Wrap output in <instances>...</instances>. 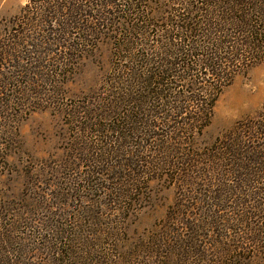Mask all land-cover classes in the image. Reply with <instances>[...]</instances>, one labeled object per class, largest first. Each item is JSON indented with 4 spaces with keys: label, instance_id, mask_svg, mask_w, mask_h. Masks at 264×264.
Masks as SVG:
<instances>
[{
    "label": "rangeland",
    "instance_id": "374dc122",
    "mask_svg": "<svg viewBox=\"0 0 264 264\" xmlns=\"http://www.w3.org/2000/svg\"><path fill=\"white\" fill-rule=\"evenodd\" d=\"M29 1L0 0V82H4L0 88L2 263H226L224 257L220 259L226 250L221 251L223 246L217 242L219 233L228 244L231 231L226 220L237 207L239 189L248 188L244 183L259 185L258 180L251 181L256 176L248 174L253 170L244 168L240 158L254 154L256 159L264 154L263 135L258 133V123L264 121L259 116L264 105V21H259L264 0H238L246 1L249 10H243L253 19L258 16L257 36L236 28L230 16L247 15L241 10H223L225 19L211 10L208 21L220 28L213 25V33L202 27L196 32L198 43L219 50L225 83L210 114L204 117L207 124L191 130L185 125L174 129L131 125L130 106H120L111 95L124 86V65L131 66L133 60L117 58L114 53L117 47L130 48L136 59L132 66L153 71L162 64L152 62L162 55L165 30L181 31L183 25V31H188L185 25L199 27L207 22L199 16L203 11L193 10L203 0H144L138 11L144 10V19L157 27L137 34L132 31L138 22L136 15H108L109 20L99 28L104 35L95 41L96 46L64 64L61 57L65 50L60 47L28 46L19 50L22 53L5 52L2 41L17 34L14 29L23 30L15 25L25 22L22 12ZM256 5L260 6L258 12ZM88 22L94 24L96 19L89 17ZM30 32L28 38L34 35ZM247 36L258 37L256 48L246 41L241 43L240 39ZM223 37L228 42L222 45ZM31 49L42 51L44 60L40 65L29 60L20 69L18 56ZM206 52V47L199 51ZM146 56L151 64L142 62ZM202 68L196 66L189 79L179 72L173 80L176 84L163 88L170 86L173 93L180 91L183 96L198 93L195 86L215 85L219 77ZM210 94L215 95L204 90L199 106ZM142 117L146 122L152 120L150 115ZM116 124L134 127V134L143 140L130 137L120 146L122 140L111 130ZM166 132L171 137H162ZM148 133L157 134V139ZM231 137L241 140L234 161L222 155L233 149L226 148ZM262 196L260 192L256 199L261 201ZM221 197L228 200L217 201ZM250 264H264V258L256 256Z\"/></svg>",
    "mask_w": 264,
    "mask_h": 264
},
{
    "label": "trees",
    "instance_id": "16d2710c",
    "mask_svg": "<svg viewBox=\"0 0 264 264\" xmlns=\"http://www.w3.org/2000/svg\"><path fill=\"white\" fill-rule=\"evenodd\" d=\"M143 1L144 0H30L29 3L24 6L22 12L24 14L22 18H25V22L23 20V24L19 22L15 25L16 27L20 26L19 28L23 30L14 29L17 34H12V38L4 39L2 41L3 47L5 48V52H8L7 54L15 50L18 52H21L19 50L23 49L27 50L26 48H28V46L38 48L53 46L55 50L60 47L63 51L65 50L63 53V56L64 54L65 56L61 57L63 64L65 62H73L77 58H80L86 49L96 46L95 41L104 35L99 28L103 27L105 19L109 20L108 15H114L116 12L136 15V21L138 22L135 23V27L132 30L133 33L136 34L142 33L149 27L151 29L157 27L156 24L150 22V19H144V10L138 11V8L142 6ZM206 6L207 8H205ZM243 8H247L249 10V5H247L246 1L203 0V2L200 5H196L193 10L196 12L198 11L199 13L200 11H203L204 14H200L199 16L205 18L207 22L200 23L199 27L185 25V27L190 28L188 31L186 29L183 31V25L180 27L181 31L177 30L173 32L169 29L165 30V36L162 40L163 46L161 47L163 50L162 55L157 61L152 62L154 64H162H159V66L153 71H142L137 68V64L132 66L134 60H136L133 59L134 56L132 49H121V47H117V52L114 53L115 57L120 59L122 57L129 60L131 59L133 62L131 63V66L124 65V69L127 68V78L125 79V84L123 81L124 86L119 88L118 91H114L111 96L112 98L115 97V99H117L116 103H119L120 106H130L128 112L132 115V118L128 115L127 118L129 117L131 119V125L144 123L149 127H157L158 125H161L172 129L175 127L181 128L185 125L188 127V130H191L201 129L207 124L204 117L205 115L207 116L208 113L210 114L216 94L225 83V76L223 75L225 69L218 62L219 58L221 59L220 56L218 57L219 54H217L219 50L215 51V49L213 50L207 45L202 46L198 43L197 39H195L198 37V33L196 32L201 30V27L211 33H213L215 27L216 29L220 28L218 23L214 24L215 22L210 23L211 21H208L213 13L211 10H217L218 13L216 14H219L220 12L221 15L219 18L222 19L226 18V14L223 10L227 12L229 11V13L241 10L247 15L241 16L235 14L230 16V18L234 19L233 23L237 26L236 28L240 32L245 30V32H249L248 34H254L257 36L259 28L257 27L258 23L256 24L255 22L258 21V16L253 19V17L249 15L248 11L245 12ZM255 8L258 12L260 6L256 5ZM248 15L249 17L247 18ZM89 17L95 18L96 23L90 24L88 22ZM71 18H73L72 21L70 20ZM259 21H264L263 13L260 14ZM10 29H13V27ZM10 31L11 30H8V32ZM29 31H32L30 33L34 32V35L30 38H28L27 35ZM187 37H189V41L186 40ZM205 38L209 39L206 36ZM240 40L243 45L247 43L251 48H256V42H259L258 37L254 40L253 37L249 36ZM186 41L188 43H186ZM244 41H246V43ZM262 41V43H264V39H262ZM226 42L228 41L223 37L222 45ZM207 44H209V42H207ZM204 47H206L207 50L206 54L199 53V51L204 50ZM221 49L222 48H220V50ZM36 50L37 49H31L29 50L31 52H28L27 54L25 53V55H21V57L18 56L22 62L19 65L20 69L24 67L29 60H33L31 61L33 64L37 63V65H40L39 63L44 60L45 56L41 55L42 51ZM121 51L122 53L120 55L119 52ZM198 55H201L200 59H190ZM176 56L178 58L175 59ZM146 57L143 58L142 62L145 65L151 64V59L148 57L145 59ZM144 59L146 62H144ZM196 66L197 68L198 66L203 67L209 70L212 75L219 77L215 85H208L206 88L195 86L193 89H197L198 93H195L194 95L192 93L189 95L182 94L183 96L180 95V91L173 93L170 86L166 89L163 88L165 84H176L173 83V80L179 75V72L185 73L182 75V77L186 75L185 79H189V77L191 78V76L194 75L192 72L196 71V69H194ZM159 68H161V70H159ZM193 79L196 80L195 78ZM0 83H2L0 84V88H2L4 82ZM181 87L183 86L181 85ZM204 90H210V93L213 91L215 95L211 97L210 94L206 102L199 106V102L201 101L202 103V100H204ZM199 94H202V96H199ZM184 97L185 99L182 100ZM193 104L197 105V107L193 106L194 108H192L191 105ZM190 106L191 109L188 111ZM182 113L185 114L184 117H182ZM144 115H150L152 120L150 122H146L145 118L142 117ZM259 116H263L264 119V105L262 110L259 111ZM153 119H158L161 123L155 124ZM263 122L259 121L258 123V128H260L258 133L259 135H263L264 139ZM111 130L112 133L117 135V138L122 140L123 143L120 146L128 143L129 141H127V139L130 137L131 139L138 138L139 140H143L141 136L134 134L136 131L134 127L131 128L130 126L126 127L116 124ZM147 135L157 139V134L154 135L148 133ZM162 137L171 136L166 132V134L162 135ZM232 138L233 137H231V139ZM233 140L236 142L232 143ZM233 140H230L226 144V148L228 146H233V149H229L222 154L223 156L229 157L230 161H234V158L237 154H239L238 152L241 148L235 149L236 145H238L237 143L241 140L238 138H233ZM262 149L264 150V147H262ZM257 152L260 154L261 151L257 150ZM254 156V154H252L251 157H246L245 155V159L244 156L241 157L240 162L244 164V168H250V171L253 170L252 172L248 171L250 172L248 173L249 175L256 176L251 179V181L254 182L258 180V184L263 187L260 188L259 185H253L250 182L248 185L244 183L245 186L248 187L247 189H239L238 194L240 195L235 199L237 207H235V210L231 213L230 220H226V228L231 231L228 239L230 242L225 244L220 238L222 237V234L220 233V237H218L219 239L217 240V242L221 243L223 246L220 248L222 249L221 251L226 250V252L220 253V259L224 257L226 260V263L223 264H230L232 261L235 262V260H244L246 264H250L253 263L256 256L264 258V192L262 193L261 191V189L264 190V154L263 156L259 155L256 159ZM258 190L263 195L261 201L256 199V197L260 194ZM223 200L227 201L228 199L226 197L217 199V201ZM229 201H234V199L230 198ZM247 203L250 205H247ZM3 261H5L4 258L0 259L1 264H3Z\"/></svg>",
    "mask_w": 264,
    "mask_h": 264
}]
</instances>
